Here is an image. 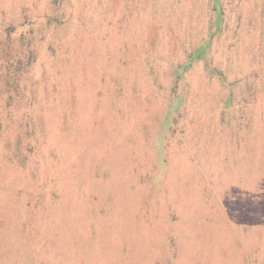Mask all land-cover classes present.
I'll use <instances>...</instances> for the list:
<instances>
[{
    "label": "rangeland",
    "instance_id": "374dc122",
    "mask_svg": "<svg viewBox=\"0 0 264 264\" xmlns=\"http://www.w3.org/2000/svg\"><path fill=\"white\" fill-rule=\"evenodd\" d=\"M1 225L0 264H264V0H0Z\"/></svg>",
    "mask_w": 264,
    "mask_h": 264
},
{
    "label": "trees",
    "instance_id": "16d2710c",
    "mask_svg": "<svg viewBox=\"0 0 264 264\" xmlns=\"http://www.w3.org/2000/svg\"><path fill=\"white\" fill-rule=\"evenodd\" d=\"M204 44L208 45L205 42H204ZM202 51H203V47L198 48L197 49L198 54L195 55L196 57L194 56L193 59H196V58L201 59V58L205 57L202 54ZM192 56H193V54H192ZM209 68L213 74H219L218 65L213 64L211 62ZM39 216H40V214L38 212H34V208H31V212L29 215H27V218L24 219V221H23V223H21V225H18L20 233H21L23 238H25V239L26 238H40V234L42 235V231L40 230V227H38V224L36 225V221L38 220ZM5 236L6 235H5L4 230H3V225H1L0 226V239L1 238L3 239Z\"/></svg>",
    "mask_w": 264,
    "mask_h": 264
}]
</instances>
